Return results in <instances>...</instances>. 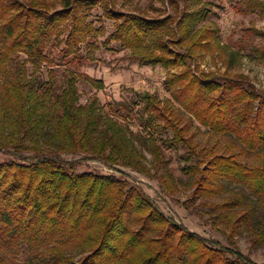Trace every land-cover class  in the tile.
Masks as SVG:
<instances>
[{"label": "trees", "instance_id": "1", "mask_svg": "<svg viewBox=\"0 0 264 264\" xmlns=\"http://www.w3.org/2000/svg\"><path fill=\"white\" fill-rule=\"evenodd\" d=\"M164 1L174 14L124 13L111 0H60L58 8L45 0H0V151L16 156L0 161V264H264L244 255L234 239L245 230L264 247V222L253 224L258 210L264 216V165L240 159L264 158V89L244 73H231L242 49L223 43L219 26L207 22L208 0ZM97 6L99 26L90 19ZM240 10L264 17V0H244ZM104 18L115 29L102 45L120 43L139 65L163 68L169 96L129 89V101L101 105L95 95L81 103L80 80L98 89L104 81L69 69L57 91L52 66L60 63L45 46L62 41L66 58L85 44L91 54L100 48L97 38L107 34ZM250 31L264 38V30ZM205 54L221 56L220 78L200 69ZM252 59L264 63V46L253 48ZM136 119L140 129L134 131ZM195 121L227 137V151L198 149L189 136ZM168 131L171 136L160 135ZM178 146L186 149V182L165 154ZM65 155L82 157L69 161ZM89 160L143 174L170 195L192 189L215 213L214 223H228L230 246L167 216L143 188L115 174L78 172ZM220 195L226 199L210 201ZM22 246L28 252L23 261Z\"/></svg>", "mask_w": 264, "mask_h": 264}, {"label": "rangeland", "instance_id": "2", "mask_svg": "<svg viewBox=\"0 0 264 264\" xmlns=\"http://www.w3.org/2000/svg\"><path fill=\"white\" fill-rule=\"evenodd\" d=\"M28 1V0H23ZM55 4L54 7H60V0H45ZM115 9L120 12H136L138 14L156 17L174 14V8L164 0H111ZM208 7L211 8V14L207 20L208 23L215 22L221 31L223 43L231 48L242 49L243 59L237 68L231 73H244L248 75L251 82L257 89H264V63H260L252 59L253 48L255 46H264V38L255 35L250 31L251 26H255L264 30V17L257 13L242 12L244 0H208ZM158 9V10H157ZM102 9L96 7L92 11L91 20H94L99 26V18H102ZM103 24L107 29V34L99 36L96 43L99 49L88 54L89 48L83 44L81 51L76 56H63L65 48L64 43L54 41L45 46L46 53L54 61L59 62V65H54L56 70V78L58 80L57 91L61 90L63 85L64 71L69 69L74 73L85 72L96 79L104 81V87L98 89L83 80H80L78 86L81 92V103H87L91 97L97 96L100 99L101 105L114 103L116 101H129L133 95L129 89L135 91H150L156 93L159 98L163 99L169 94L164 88L163 80L166 76V71L161 67L153 68L151 66H141L136 61L131 60L130 51L123 49L120 43L111 42L108 46L102 45L107 35L115 29V24L112 20L104 18ZM89 41H94L90 39ZM24 58V56H22ZM200 69L204 72L213 71L216 73V78H220L225 68L221 56L217 55L215 60H212L210 54H205L203 58L198 59ZM48 68H43V78H48ZM32 67L29 65V72ZM121 117H119L120 119ZM121 120V119H120ZM136 119L132 124L134 131L140 129V125ZM162 137L171 136V132L160 134ZM189 136L194 138L198 149L211 147L217 152H226L228 147V138L213 134L208 128L194 122L193 127L189 131ZM226 146H225V145ZM224 145V146H223ZM225 147V148H224ZM186 149L182 146L166 148L165 154L169 162V166L176 177L186 182L188 177L182 172L184 161L181 155ZM15 155L10 150L0 151V161L15 159ZM65 159L69 161L80 159V155H65ZM152 157L147 153V163L150 164ZM246 165L258 167L264 165V158L258 154H249L240 158ZM120 171L110 169L101 162L89 160L83 161L78 166V172L95 171L99 173L115 174L117 177L127 181L130 185H136L143 188L159 208L169 217L174 218L178 222L183 223L192 231L200 233L209 240L221 242L224 246H230L227 240V235L230 233L228 223H214L213 211L210 207L204 206V199H196L192 196V189L182 187L176 194L170 195L165 193L156 180H153L143 174L132 171L124 167H118ZM229 189L237 190L240 187L234 184L228 185ZM246 194H249L246 191ZM226 199V195L210 199L211 202H220ZM239 215V213L237 214ZM264 222V216L258 210L253 224L258 225L259 222ZM253 236L248 231L235 233L234 239L242 253L251 260L263 263L264 262V247L256 245L252 241ZM25 247H21V252L18 255L19 260L23 261L28 257V252ZM78 256L77 258H79Z\"/></svg>", "mask_w": 264, "mask_h": 264}]
</instances>
